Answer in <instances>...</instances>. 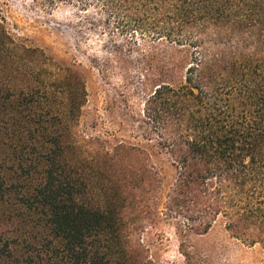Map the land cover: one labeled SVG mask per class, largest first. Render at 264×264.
Segmentation results:
<instances>
[{
  "label": "trees",
  "instance_id": "trees-1",
  "mask_svg": "<svg viewBox=\"0 0 264 264\" xmlns=\"http://www.w3.org/2000/svg\"><path fill=\"white\" fill-rule=\"evenodd\" d=\"M59 3L171 70L144 104L151 149L107 148L77 131L80 72L61 62L57 90L45 84L44 50L0 18V264H155L140 236L162 221L186 236L220 221L264 249V0ZM159 153L175 171L166 194Z\"/></svg>",
  "mask_w": 264,
  "mask_h": 264
},
{
  "label": "rangeland",
  "instance_id": "rangeland-1",
  "mask_svg": "<svg viewBox=\"0 0 264 264\" xmlns=\"http://www.w3.org/2000/svg\"><path fill=\"white\" fill-rule=\"evenodd\" d=\"M0 18L12 36L44 50L40 80L45 84H54L61 62L80 72L86 102L79 134L107 148L122 143L151 149L154 141L147 135L144 104L171 65L163 67L150 51H128L100 13H80L59 0H0ZM159 52L166 58L174 55L166 49ZM153 162L166 194L174 182V168L163 153L155 154ZM140 237L155 264H264L261 246L242 245L220 221L201 236L179 235L172 223L162 221Z\"/></svg>",
  "mask_w": 264,
  "mask_h": 264
}]
</instances>
